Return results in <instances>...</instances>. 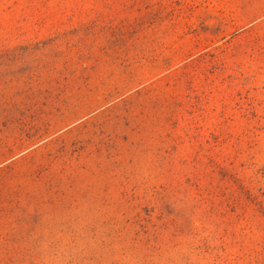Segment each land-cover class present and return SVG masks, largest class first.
Listing matches in <instances>:
<instances>
[{
  "label": "rangeland",
  "instance_id": "374dc122",
  "mask_svg": "<svg viewBox=\"0 0 264 264\" xmlns=\"http://www.w3.org/2000/svg\"><path fill=\"white\" fill-rule=\"evenodd\" d=\"M0 264H264V0H0Z\"/></svg>",
  "mask_w": 264,
  "mask_h": 264
}]
</instances>
